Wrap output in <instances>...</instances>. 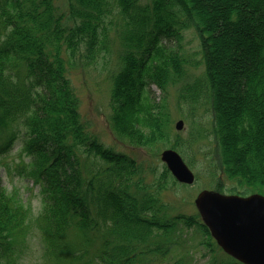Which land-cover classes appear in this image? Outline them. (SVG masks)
I'll list each match as a JSON object with an SVG mask.
<instances>
[{"label":"trees","instance_id":"obj_1","mask_svg":"<svg viewBox=\"0 0 264 264\" xmlns=\"http://www.w3.org/2000/svg\"><path fill=\"white\" fill-rule=\"evenodd\" d=\"M66 1L65 19L54 0H0V129H16L0 137V158L19 135L29 157L21 176L39 187L41 205L33 220L43 233L45 257L73 264H161L181 244L182 231L190 230L200 233L211 256L207 264H241L216 246L197 213L169 214L162 194L178 184L164 165L144 168L91 133L68 67L79 56L93 59L106 49L109 26L119 13L124 49L109 98L114 134L132 146L177 150L189 165V146L211 137L214 189L223 190L227 179L242 188L241 195H264V3ZM219 21L238 34V56L226 78L216 71L214 49L225 45ZM245 26L250 32L243 33ZM189 28L198 34L204 72L201 80L180 88L177 104L179 109L188 104V117L207 104L210 126H199L184 141L170 134L167 100L169 86L185 74L186 60L161 39L179 40ZM149 85L161 91L158 103L149 99ZM31 218V208L8 194L0 179V264H18Z\"/></svg>","mask_w":264,"mask_h":264},{"label":"rangeland","instance_id":"obj_2","mask_svg":"<svg viewBox=\"0 0 264 264\" xmlns=\"http://www.w3.org/2000/svg\"><path fill=\"white\" fill-rule=\"evenodd\" d=\"M139 4H149L151 0H139ZM211 2V1H210ZM208 4L210 13L212 2ZM218 2V0L216 1ZM264 3V0H260ZM257 4V3H256ZM57 13L67 17V1L54 0ZM259 6V4H257ZM260 3V7H261ZM72 25V22H68ZM122 21L119 13L112 18V26L108 29V44L106 49L96 55L93 59H87L79 56L73 66L68 67V77L72 87L79 99V111L82 121L86 123L92 134L106 146L114 148L116 151L128 154L135 158L144 168L150 166L160 170L164 165L160 160V153L165 149L157 146L153 149H144L132 146L124 138L114 134L110 127V109L109 98L112 88V78L120 69V54L123 51V44L119 40ZM218 35L225 45L220 48L218 53V62L216 71L221 78L229 77L231 72V63L233 57H237L234 44L237 37L235 29L226 27L219 21ZM161 44L165 47H173L182 54L186 60L184 65L185 74L181 81L171 85L168 88V110L170 112V134L173 136L179 134L184 141L190 139L193 132L200 127L208 128L210 126L209 106L201 103L196 106L193 117H188V104L182 103L178 108L177 98L182 86L192 85L197 79H202L204 65L200 52V41L197 32L193 28L182 31V37L179 40L174 38H162ZM225 85V84H224ZM222 94L226 92L222 90ZM147 95L152 102L158 103L162 98L161 91L155 85L147 87ZM178 120L184 122L182 131L175 130V123ZM200 126V127H199ZM11 131L0 129L2 139L9 136ZM189 146L188 156L192 161L189 165L187 157L180 153L184 162L188 164L190 170L196 177L193 186H175L162 194L163 201L169 204V214L177 213L194 214L196 208L194 199L202 190H214L217 183V176L213 174L212 163L216 162L215 143L211 137H202ZM208 154L209 157H204ZM29 162V157L23 152L20 137L13 144L9 152L0 158V179L7 193L30 207L32 218L30 228L27 232L25 248L22 251L18 264H73L68 259L65 261H56L47 259L44 255L43 233L33 220L40 210L39 187L33 184V181L22 177L21 171ZM223 194H229L233 187L241 192L242 188L235 186L234 181L223 180ZM216 191V190H215ZM219 191V192H220ZM184 235L180 245L175 246L170 253L163 259L158 260L161 264H207L211 259L210 254L200 243L202 240L200 233L196 231H182ZM186 237V238H185ZM218 254L219 251H218Z\"/></svg>","mask_w":264,"mask_h":264},{"label":"water","instance_id":"obj_3","mask_svg":"<svg viewBox=\"0 0 264 264\" xmlns=\"http://www.w3.org/2000/svg\"><path fill=\"white\" fill-rule=\"evenodd\" d=\"M184 123L178 120L175 130ZM172 177L191 186L195 176L181 156L172 149L160 154ZM194 205L211 237L224 253L242 264H264V196H226L211 190L199 192Z\"/></svg>","mask_w":264,"mask_h":264},{"label":"bare ground","instance_id":"obj_4","mask_svg":"<svg viewBox=\"0 0 264 264\" xmlns=\"http://www.w3.org/2000/svg\"><path fill=\"white\" fill-rule=\"evenodd\" d=\"M248 31L250 32V30H249V26H245V27H244V30H243V33H248ZM243 33H242V34H243ZM236 39H237V38H236ZM219 50H220L219 46H216L215 49H214V54H218V53H219Z\"/></svg>","mask_w":264,"mask_h":264}]
</instances>
